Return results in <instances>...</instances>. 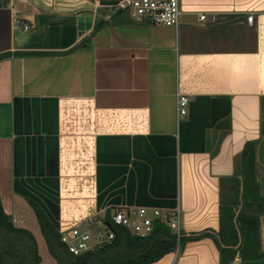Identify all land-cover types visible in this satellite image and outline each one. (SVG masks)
Segmentation results:
<instances>
[{
    "label": "crops",
    "instance_id": "obj_1",
    "mask_svg": "<svg viewBox=\"0 0 264 264\" xmlns=\"http://www.w3.org/2000/svg\"><path fill=\"white\" fill-rule=\"evenodd\" d=\"M117 1L0 0L2 211L31 233L38 264L54 259L29 202L57 230L118 206L176 209L181 231L216 230L219 179L239 177L250 142L263 255L235 264H264V0H179L167 27ZM149 264H218V253L201 238Z\"/></svg>",
    "mask_w": 264,
    "mask_h": 264
},
{
    "label": "trees",
    "instance_id": "obj_2",
    "mask_svg": "<svg viewBox=\"0 0 264 264\" xmlns=\"http://www.w3.org/2000/svg\"><path fill=\"white\" fill-rule=\"evenodd\" d=\"M102 22H97L92 31ZM17 55L34 54L15 52ZM9 56L0 53V59ZM242 168L237 175L219 179L216 230L204 228L195 232L179 231L178 236L162 230L145 236L132 234L120 225H111L113 238L79 254L67 251L60 234L39 207L29 202L48 254L54 264H149L168 252L180 250L187 241L209 238L218 253V264H229L235 256L239 261L255 260L263 255L259 248L258 213L253 204L259 198L253 178V146L245 143L241 152ZM108 213L102 217L106 219ZM0 264H38L39 256L31 233L12 225L0 206Z\"/></svg>",
    "mask_w": 264,
    "mask_h": 264
},
{
    "label": "built area",
    "instance_id": "obj_3",
    "mask_svg": "<svg viewBox=\"0 0 264 264\" xmlns=\"http://www.w3.org/2000/svg\"><path fill=\"white\" fill-rule=\"evenodd\" d=\"M111 8L125 10L134 21H145L151 25L176 26L181 14L179 0H118ZM204 14H198V19H204ZM214 19V17H211ZM245 21L250 23L252 16L246 15ZM23 29L26 26L23 25ZM176 109L178 114L185 112L187 97L184 94L176 96ZM164 214L166 221L160 219ZM108 222L106 226L103 222ZM159 221L168 226L170 232L178 236L180 228L176 209L161 211L157 208L145 206H118L108 214L106 219L96 218L89 220L87 227L80 229L79 224H73L58 230L60 241L64 243L68 252L79 254L113 238L111 225H120L127 228L132 234L145 236L152 231V223ZM99 228H102L100 231ZM94 229L95 233L90 234ZM239 258L234 257L229 264H235Z\"/></svg>",
    "mask_w": 264,
    "mask_h": 264
},
{
    "label": "water",
    "instance_id": "obj_4",
    "mask_svg": "<svg viewBox=\"0 0 264 264\" xmlns=\"http://www.w3.org/2000/svg\"><path fill=\"white\" fill-rule=\"evenodd\" d=\"M106 226H108V222L104 221L103 222ZM162 230V231H165V232H170L168 226H166L165 224L159 222V221H154L152 223V231H155V230ZM2 252H4V250H0V260H1V254ZM19 260L17 262V264H20L21 263V256L19 254H17Z\"/></svg>",
    "mask_w": 264,
    "mask_h": 264
},
{
    "label": "rangeland",
    "instance_id": "obj_5",
    "mask_svg": "<svg viewBox=\"0 0 264 264\" xmlns=\"http://www.w3.org/2000/svg\"><path fill=\"white\" fill-rule=\"evenodd\" d=\"M179 19H180V16H179ZM178 22H179V21H178ZM95 219H96V218H94V220H95ZM160 219L166 221V218H165V216H164L163 213L160 215ZM86 227H87L86 224H81V225L79 226L80 229H83V228H86ZM99 229H100V231L102 230V228H99ZM94 233H95V230H94V229H91V230H90V234L92 235V234H94ZM40 247H41V246H40ZM38 250H39V252L41 253V256H42V260H41V262L43 263L44 260H45V258H43L44 255H43V253H42V248H39ZM44 254L47 255V256H50V255H48V253H47V251H46L45 248H44Z\"/></svg>",
    "mask_w": 264,
    "mask_h": 264
}]
</instances>
